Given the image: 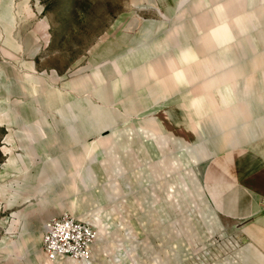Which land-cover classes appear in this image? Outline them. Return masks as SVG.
<instances>
[{
	"label": "rangeland",
	"instance_id": "rangeland-1",
	"mask_svg": "<svg viewBox=\"0 0 264 264\" xmlns=\"http://www.w3.org/2000/svg\"><path fill=\"white\" fill-rule=\"evenodd\" d=\"M258 137L264 0H0V264H68L43 250L67 215L94 264H264L205 184Z\"/></svg>",
	"mask_w": 264,
	"mask_h": 264
},
{
	"label": "crops",
	"instance_id": "crops-1",
	"mask_svg": "<svg viewBox=\"0 0 264 264\" xmlns=\"http://www.w3.org/2000/svg\"><path fill=\"white\" fill-rule=\"evenodd\" d=\"M260 138L215 154L205 172L210 204L225 218L257 222L260 235L254 243L259 245L264 244V137Z\"/></svg>",
	"mask_w": 264,
	"mask_h": 264
},
{
	"label": "built area",
	"instance_id": "built-area-1",
	"mask_svg": "<svg viewBox=\"0 0 264 264\" xmlns=\"http://www.w3.org/2000/svg\"><path fill=\"white\" fill-rule=\"evenodd\" d=\"M96 239L89 224L68 215L52 217L44 226L43 250L51 263L94 264Z\"/></svg>",
	"mask_w": 264,
	"mask_h": 264
}]
</instances>
